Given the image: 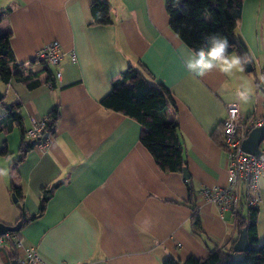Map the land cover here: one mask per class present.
I'll return each mask as SVG.
<instances>
[{
	"label": "crops",
	"instance_id": "0c3cea01",
	"mask_svg": "<svg viewBox=\"0 0 264 264\" xmlns=\"http://www.w3.org/2000/svg\"><path fill=\"white\" fill-rule=\"evenodd\" d=\"M105 1L108 23L95 20L94 0H0V30L11 33L18 70L42 82L32 89L16 79L0 82L4 101L20 103L22 116V126L12 124L0 104V168L8 173L0 176V222L16 225L21 219L14 186L21 188L30 214L39 213L44 190L55 188L44 212L17 231L23 246L0 244V264H12L28 247H36L52 264H163L169 255L207 257L238 235L233 214H221L200 191L228 184V154L216 141L227 104L236 102L246 117L264 111V79L257 75L258 67L264 77V41L254 23L245 28V11L258 8L260 0H245L243 29L239 26L254 75L245 68L232 76L213 70L200 78L184 67L183 55L192 49L170 27L168 0ZM53 41L67 52L62 80L56 77L57 66L38 59V52ZM130 66L167 86L175 97L170 113L179 121L192 192L183 174L158 168L140 141V123L101 102ZM52 77L54 86L47 82ZM245 82L252 89L246 105L235 97ZM55 105L60 114L47 147L35 143L22 153L23 131L33 117H48ZM31 140L26 135L24 142ZM260 187L263 244L264 178ZM193 205L203 239L196 233ZM144 214L154 221L147 232L134 226Z\"/></svg>",
	"mask_w": 264,
	"mask_h": 264
},
{
	"label": "trees",
	"instance_id": "16d2710c",
	"mask_svg": "<svg viewBox=\"0 0 264 264\" xmlns=\"http://www.w3.org/2000/svg\"><path fill=\"white\" fill-rule=\"evenodd\" d=\"M244 2L245 0H168L167 12L170 18V27L192 50L205 43V36L215 33L228 38L229 54L247 53L250 57L249 47L239 33ZM91 10L96 21L111 22L105 16L110 11L107 1L94 0ZM18 67L19 64L15 62L11 46V33L0 30V82L9 84L13 79H16L31 89L42 83L40 79H32V74H21ZM133 78L139 80L130 86L129 81ZM49 80L48 84L54 86L53 77ZM4 99L5 96L0 104L7 110L9 120L12 124L22 126V116L19 112L21 104H7ZM101 102L106 108L127 115L141 124L140 141L151 153L161 171L183 174L184 168L187 167L185 145L181 137L179 121L170 113L176 103L172 91L167 86L154 83L140 69L130 66L124 71L122 78L113 82L111 92ZM59 114V107L55 105L47 117L51 132H53V125L59 118ZM23 132L21 152L25 154L33 148L32 141L34 139L25 143L27 130ZM216 141L220 146L225 147L223 133L216 137ZM185 182L189 191L192 192L191 179ZM13 191L19 198L17 205L21 209V219L18 223L23 227L44 212L48 200L54 195L55 188L44 190L38 214H30L27 211L19 186H14ZM192 195L191 193V202H193ZM193 210L196 233L203 239L200 214L194 205ZM259 216L260 207L242 209L236 216L238 235L228 244L223 247H215L204 258L191 255L186 260H182L169 255L164 259L163 264H264V243H260ZM243 228H247L251 248L244 253H237L234 251V244ZM9 234L20 237L17 231ZM3 244L9 245L11 248L16 247L11 238H6ZM11 258H15V256H11Z\"/></svg>",
	"mask_w": 264,
	"mask_h": 264
},
{
	"label": "built area",
	"instance_id": "2783aa9c",
	"mask_svg": "<svg viewBox=\"0 0 264 264\" xmlns=\"http://www.w3.org/2000/svg\"><path fill=\"white\" fill-rule=\"evenodd\" d=\"M66 54L63 44L60 41H53L38 52V59L57 66L56 77L62 80ZM69 54L72 60H77L74 50ZM226 107L227 114L222 121V133L224 148L229 158L228 184L226 186H204L200 195L206 201L216 204L221 214L229 211L236 219L239 211L259 207L263 201L260 182L264 178V148H262L261 155L256 156L247 153L242 144L251 130L264 126V111L260 115L246 117L240 112L236 102L229 103ZM234 110L235 116H233ZM26 135L30 139L37 140L36 144L40 147H47L52 138L47 117H33L32 126L27 129ZM230 177L234 178L230 179ZM6 238H11L16 247L23 246L19 236H11L9 233L0 236V244L5 243ZM18 261L20 264H52L40 255L36 247L26 248Z\"/></svg>",
	"mask_w": 264,
	"mask_h": 264
},
{
	"label": "clouds",
	"instance_id": "9594fccd",
	"mask_svg": "<svg viewBox=\"0 0 264 264\" xmlns=\"http://www.w3.org/2000/svg\"><path fill=\"white\" fill-rule=\"evenodd\" d=\"M205 43L198 48L183 55V64L186 70L194 77H204L213 70H217L227 76L236 73H244L245 66L252 60L247 53L242 55L229 54V40L220 34H211L204 37ZM264 79V77H262ZM236 100L240 104H248L252 97V89L247 83H242L235 91ZM235 116V110L233 111ZM7 170L0 168V176H6ZM234 177H230L232 179ZM138 223L134 226L141 232H147L153 226V218L149 214L137 217Z\"/></svg>",
	"mask_w": 264,
	"mask_h": 264
},
{
	"label": "water",
	"instance_id": "95a60500",
	"mask_svg": "<svg viewBox=\"0 0 264 264\" xmlns=\"http://www.w3.org/2000/svg\"><path fill=\"white\" fill-rule=\"evenodd\" d=\"M247 71L251 72L253 70L252 61L246 65ZM1 84V83H0ZM5 94L0 87V101L3 100ZM33 143H37V140H33ZM264 145V126L256 127L249 133L248 137L243 141V149L249 153L256 156L261 155L262 146ZM183 178L185 180L190 179L189 170L187 167L184 168ZM14 200H17L16 195L13 196ZM21 224L16 225H7L3 222H0V236L5 235L9 232L19 231ZM251 248V243L248 237L247 228L241 229L239 237L234 244V251L237 253H244ZM12 264H20L18 260H13Z\"/></svg>",
	"mask_w": 264,
	"mask_h": 264
},
{
	"label": "rangeland",
	"instance_id": "374dc122",
	"mask_svg": "<svg viewBox=\"0 0 264 264\" xmlns=\"http://www.w3.org/2000/svg\"><path fill=\"white\" fill-rule=\"evenodd\" d=\"M250 11H256L257 15H260V18H254V15L250 12ZM246 22H245V28L249 27L251 24H255L259 29H260V36L261 39L264 41V1L260 0V6L258 8H248L246 11ZM244 18V17H243ZM243 18H242V29H243ZM42 62H46L43 60H40ZM247 75H251V77L254 75L253 71L251 72H246ZM257 75L261 78V82H262V76L260 73L259 68L257 67ZM264 83V82H262ZM10 233V232H9ZM21 238V237H20ZM19 248V247H16Z\"/></svg>",
	"mask_w": 264,
	"mask_h": 264
}]
</instances>
